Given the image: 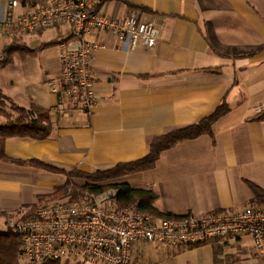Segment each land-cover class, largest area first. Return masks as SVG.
Returning <instances> with one entry per match:
<instances>
[{
  "label": "crops",
  "instance_id": "0c3cea01",
  "mask_svg": "<svg viewBox=\"0 0 264 264\" xmlns=\"http://www.w3.org/2000/svg\"><path fill=\"white\" fill-rule=\"evenodd\" d=\"M97 9L111 17L132 11L160 22V37L152 47L130 50L101 35L105 45L91 59L96 103L89 113L55 104L48 81L59 72L58 45L48 46V57L41 51L39 69L21 63L13 73L0 74L2 92L23 107L47 109L51 125L42 140L7 138L5 154L66 171L104 169L141 158L150 137L198 122L225 102L229 110L213 124L212 136L179 142L162 151L153 168L123 179L152 191L153 206L173 215L247 205L252 197L247 180L264 189V120H249L264 108V48L248 56L235 53L264 45V0H102ZM67 28L38 31L22 42L36 48L47 41L42 39L47 31L49 41L58 34L68 37ZM18 56L8 65L28 55ZM5 122L0 115V125ZM66 179L63 173L0 160V211L14 213L47 200L43 196ZM227 243L241 254L256 253L250 239L215 242L210 264L227 262ZM181 248L192 246L138 242L129 264H136L144 250L168 254Z\"/></svg>",
  "mask_w": 264,
  "mask_h": 264
},
{
  "label": "built area",
  "instance_id": "2783aa9c",
  "mask_svg": "<svg viewBox=\"0 0 264 264\" xmlns=\"http://www.w3.org/2000/svg\"><path fill=\"white\" fill-rule=\"evenodd\" d=\"M102 0H0V40L8 42L51 27L67 25L71 38L59 47V72L48 81L56 106L89 113L96 103L91 73L93 52L109 35L130 50L152 47L162 24L141 19L136 12L111 17L98 11ZM115 189L83 191L39 206L30 215L4 222L19 236L22 258L32 264L44 260H76L84 264H129L135 243L161 247L192 246L224 240L250 239L264 256V204L204 214L170 217L116 206Z\"/></svg>",
  "mask_w": 264,
  "mask_h": 264
},
{
  "label": "trees",
  "instance_id": "16d2710c",
  "mask_svg": "<svg viewBox=\"0 0 264 264\" xmlns=\"http://www.w3.org/2000/svg\"><path fill=\"white\" fill-rule=\"evenodd\" d=\"M69 38H71V36L68 35V37H59L58 34L56 38L51 39L48 42H42L36 48H31L24 42L14 39L2 46L0 50V67L10 64L13 61L14 54L21 56H33L41 51L42 48L59 45L62 41H68ZM262 48H264V45L239 51L235 53V56L252 55ZM6 103H9L13 106L14 110L17 112L16 117L12 118L11 115L4 110L3 107ZM228 110V105L225 102H222L217 106L212 114L199 120L198 122L169 128L161 134L150 137L148 139L147 152L141 158L126 162H118L110 167L96 169L91 172L79 171L76 169H70L66 171L65 169L35 159H11L5 154L4 142L7 138L16 136L42 140L48 137L51 130V125L47 109L36 104H31L29 108L23 107L5 95L0 88V115L6 118V122L0 125V160H11L19 163H28L50 172L66 174L67 179L61 186L56 187L51 193L43 196V198H50L47 199V201L60 196L69 198L70 200L78 199L82 195L83 191L100 193L104 190L112 188L116 191L115 198L117 208L135 205L140 210L148 211L149 213L158 216L170 217L173 216L172 213L161 212L153 206L155 194L152 191L134 187L127 181H124L123 178L127 175L153 168L160 156V153L173 147L179 142L188 139H194L201 134H208L212 136L213 124L218 118L228 112ZM249 120L263 121L264 108L257 111L252 117L249 118ZM74 178L84 179V182L74 183L72 181ZM246 182L252 192L249 205L260 206L264 204V189L252 181L247 180ZM39 206L40 205L36 204L29 205V208L22 212L19 216L24 218L30 215ZM10 215L11 214L6 211H0V217H9ZM203 244L204 243H196L192 245V247ZM20 245L21 241L19 236L16 235L11 229L4 227L0 228V264H32L26 262L22 258ZM262 258L263 259H261L258 264H264V256H262ZM235 262V260H227L225 263L215 261V264H234ZM41 264H61V261L59 259H47Z\"/></svg>",
  "mask_w": 264,
  "mask_h": 264
},
{
  "label": "rangeland",
  "instance_id": "374dc122",
  "mask_svg": "<svg viewBox=\"0 0 264 264\" xmlns=\"http://www.w3.org/2000/svg\"><path fill=\"white\" fill-rule=\"evenodd\" d=\"M43 31H45V30H41L40 32H43ZM28 37L23 35L22 37L20 36V37L16 38V40H19V41L20 40L22 41V39L30 40L31 38H28ZM42 39L47 40L45 42H48V31L43 34ZM4 43L6 44L7 41L0 40V44H4ZM24 43L26 45L29 44V43L27 44L26 42H24ZM28 46L31 47L30 45H28ZM41 51H42V54L44 53L42 56L48 57V46L42 48ZM41 51H39L37 53V56L33 55V57H32V56L28 55L27 58L24 60H16L17 58L14 57V64H12L11 66H9L7 64L8 66L5 65V66L0 67V74L3 77L6 74L13 73L15 68L20 67L21 63L22 64L23 63L31 64V65H33V69L34 68L39 69L38 58H39V54L41 53ZM18 57L24 58V56H21V55ZM28 57L31 60H29ZM34 57H36V58H34ZM3 108L7 113H9L11 115L12 118L17 116V112L14 110V108L11 104L6 103ZM26 108H29V106ZM72 181L74 183L75 182L81 183V182H84V179L74 178V179H72ZM48 199H50V198H48ZM59 200H66V197L60 196V197H56L50 201H47L45 199H41V201L36 205L41 206V205L47 204V202L49 203V202L59 201ZM28 208H29V205L26 207L20 208L18 211L14 212V213H10L11 215L9 217H0V228L3 227L4 222L6 220L19 217V215L22 212H24L25 210H27ZM213 246L214 245L211 243H206V244L199 245V246L192 247V248H181V249L175 250L174 251L175 253L168 252V254H166V252H163V251H165V249L161 252H157L155 250H153V251L144 250V252H142V255L139 256L136 264H210L211 263V254L214 253V251H215V247L213 248ZM187 249H189V250H187ZM252 249H254L253 246H252ZM182 250H184V251H182ZM224 251L226 253L228 261H232V260L236 261L234 264H258V262H260V260L263 259L262 256H258L252 250L245 249V251H246L245 253H243V254L239 253L236 250L234 243H227ZM76 263L84 264L83 262L76 261V260H70V259L61 261V264H76Z\"/></svg>",
  "mask_w": 264,
  "mask_h": 264
}]
</instances>
